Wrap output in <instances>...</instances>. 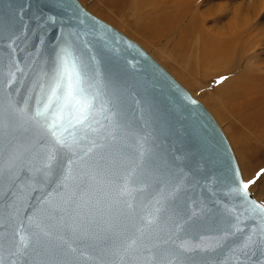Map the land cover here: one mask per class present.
I'll return each instance as SVG.
<instances>
[{"label":"water","instance_id":"95a60500","mask_svg":"<svg viewBox=\"0 0 264 264\" xmlns=\"http://www.w3.org/2000/svg\"><path fill=\"white\" fill-rule=\"evenodd\" d=\"M62 48L98 72L111 119L49 162L31 117ZM244 184L212 114L140 45L78 0H0L3 264H264Z\"/></svg>","mask_w":264,"mask_h":264},{"label":"bare ground","instance_id":"6f19581e","mask_svg":"<svg viewBox=\"0 0 264 264\" xmlns=\"http://www.w3.org/2000/svg\"><path fill=\"white\" fill-rule=\"evenodd\" d=\"M98 3L103 4V11H135L139 23L134 24L136 32L161 49L189 84L206 90L221 120L239 119L254 135L264 137V28L258 23L260 5L252 1L246 7L241 0L220 5L221 10L233 5L236 11L227 25L228 30L218 33L207 28L210 18L211 21L213 16L217 18L212 13L218 6H209V0H104ZM237 58L247 61L240 73L233 71ZM228 129L236 140L239 128L232 119Z\"/></svg>","mask_w":264,"mask_h":264},{"label":"snow or ice","instance_id":"6c2138e0","mask_svg":"<svg viewBox=\"0 0 264 264\" xmlns=\"http://www.w3.org/2000/svg\"><path fill=\"white\" fill-rule=\"evenodd\" d=\"M61 53L47 81L39 84L36 106L31 117L50 140L49 162L56 158L58 150L67 149L71 152L83 140L95 145L91 134L104 126V120L111 119L109 100L101 87L98 72L68 48H62ZM87 151H91V148ZM70 176L69 167L65 178ZM243 187L246 189L248 185L244 184ZM122 192L131 195L132 188L127 181ZM20 240L25 248L28 247L25 235H21ZM0 264H3L2 260Z\"/></svg>","mask_w":264,"mask_h":264},{"label":"rangeland","instance_id":"374dc122","mask_svg":"<svg viewBox=\"0 0 264 264\" xmlns=\"http://www.w3.org/2000/svg\"><path fill=\"white\" fill-rule=\"evenodd\" d=\"M82 6L92 15L101 19L102 21L108 23L125 36H127L132 41L136 42L140 45L145 51H147L164 69H166L194 98L200 101L212 114L214 119L217 121L223 132L225 133L227 139L229 140L231 147L234 151L235 157L239 164L243 179L245 184L248 185V190L250 193H254L255 198L258 200L264 201V198H260L259 189H264V137L260 138L254 135L253 131L240 123L239 119H232V123H234L239 130L237 131V138L234 140V137H231L230 131L228 129L229 122L231 119L221 120L219 114L216 109L212 106L211 100L209 99V95L205 89L199 87V85L189 84L188 81L183 78L181 75V70L179 69L174 62L167 57L161 49H159L154 43L140 36L135 29L136 25L139 24L136 22L137 14L135 11L130 9H114L103 11V4L99 1L104 0H78ZM211 1L209 6H214L218 4L215 9V13L212 14L217 15V18L213 16L214 19L210 18V22L207 23L208 29L212 32H226L228 30L229 23H231V19L233 18V14L236 11V8L232 6H228L229 8L222 9L219 7L220 5H231L229 0H209ZM242 3L247 7L249 4H252V1L258 7L261 6V15L258 19V23L264 28V0H241ZM98 3V5H96ZM250 4V5H251ZM260 5V6H259ZM263 5V6H262ZM208 6V8H209ZM244 6V7H245ZM245 7V8H246ZM244 8V9H245ZM205 10V8H203ZM234 11V12H233ZM116 14H115V13ZM119 15V16H118ZM120 16H123L126 21L122 20ZM235 16V15H234ZM128 17V18H127ZM216 19V20H215ZM127 20H130L127 22ZM214 20V21H213ZM218 20V21H217ZM216 21V22H215ZM215 22V23H214ZM228 25V26H227ZM217 28V29H216ZM225 29V31L223 30ZM221 31V32H220ZM264 52V48L262 50ZM247 63L245 60H240L237 58L235 62L234 72H241L244 64ZM206 82V81H205ZM210 84H213L210 82ZM242 133V134H241ZM241 135V137H240ZM244 135V136H242ZM240 140V142H239ZM247 140V141H246ZM238 141V142H237Z\"/></svg>","mask_w":264,"mask_h":264},{"label":"crops","instance_id":"0c3cea01","mask_svg":"<svg viewBox=\"0 0 264 264\" xmlns=\"http://www.w3.org/2000/svg\"><path fill=\"white\" fill-rule=\"evenodd\" d=\"M252 194H253V196L255 195L253 192H252ZM256 196V195H255ZM254 196V197H255ZM259 196H260V198H264V189L262 188V189H259ZM257 199V198H256ZM258 200V199H257ZM261 204H263L264 205V201H262V200H258Z\"/></svg>","mask_w":264,"mask_h":264}]
</instances>
